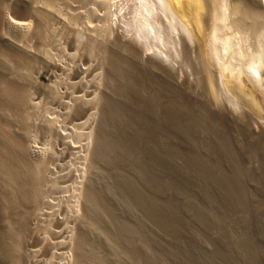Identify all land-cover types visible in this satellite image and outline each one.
<instances>
[{
  "label": "bare ground",
  "instance_id": "6f19581e",
  "mask_svg": "<svg viewBox=\"0 0 264 264\" xmlns=\"http://www.w3.org/2000/svg\"><path fill=\"white\" fill-rule=\"evenodd\" d=\"M6 2L8 1L0 0V106L3 107L1 114L3 119L0 120V172L5 173L6 177L8 176L9 123L12 120L9 121L10 112V114L14 113L16 125L20 126L25 132V135H23L25 136L24 142L21 140L22 135L20 136L21 139L16 136H12V138L15 143L19 144V149L22 151L20 153L23 156L21 158L22 165L27 175L24 190L27 197L26 202L31 205V210H28L27 222H32L31 226L37 237L44 234L51 225L60 229L62 232L57 238L64 241L60 247L63 251L68 252V255H66L68 263L87 264L86 249L88 248V240L84 228L88 226L87 222L92 223V219L88 217L91 215L87 213L91 210L93 196L87 180L90 178L89 175L78 178L73 170H68L59 175L61 177L59 181L53 179L51 168L56 162L57 155L50 147L55 141L60 142L64 148L59 157L61 161H70L74 166L78 164L79 159H82L90 171L94 170L104 160L105 146L109 143L110 138H113L111 135L116 132L115 128H111L112 121L119 118L114 115L116 109H114L113 104L115 102L113 101L116 96H113L112 92V94L109 93L108 89L112 83H116L117 86L119 81L122 86L129 83V76L126 78L125 74L123 75L124 70L121 69L127 66V62L125 58L121 57V54L136 59L142 71L154 74L153 78L155 74H158L163 79L162 81L160 78L163 83L162 85L160 82L163 86H160V88L162 87L167 91L165 93L170 94L167 101H164V103H167L166 108L163 107L169 113L166 116L168 119H163L166 124L170 125L166 129V134L161 123L162 118H166L165 116L162 115L161 122L159 116L157 117L160 123L151 118L146 119L156 122V124L153 122L152 124H155V131L160 133H154L155 138L161 142L163 141L160 144L162 146H164V138L166 139L170 159L177 160L180 158L186 164H188V161L191 164L194 163V172L205 174L204 177L214 174L230 175L229 173H241V175L245 174L244 176H246L249 173L264 172V51L259 52L253 62L250 60L251 62L244 63L245 65L242 63L241 66H237V64L235 66L231 62L230 56H228L233 31L241 30L242 32L244 29H250L253 32L257 31L259 35L264 33V10L262 11L264 0H139V12L142 21L140 25L143 31H136L131 42H129L130 40L113 41L112 39L113 46L106 47L103 38L107 37L109 33L102 29L103 27L92 30L89 26V32H85L76 42L75 50L78 54L81 52L84 57H90L94 53L100 55L104 67L102 70L105 73L103 78L97 76L98 69L96 67L89 66V68L83 70L82 66L78 65L77 53L70 58V65L63 66L58 62L57 57L60 52L56 50L51 40L53 33L49 29L54 21L52 17L56 15L54 16L51 13L53 14L51 16L49 9L52 10L51 7L54 5L56 9H61L56 7L58 5L63 7L62 10H59L64 11V14H61V16L63 15L61 18L63 21L61 20V22H63L65 28H62L63 31L61 30V32L64 36L74 39L78 26L81 25L80 19L82 15H85L81 11L77 12L75 16L71 15L70 11L73 10L74 12L75 10L73 8H80L75 7V3L78 1L46 0L45 3L51 6L46 9V13H44L45 10L41 12V8L38 10L37 7H32V9L28 8L30 10L27 13H24L25 11L23 14L21 13L22 16L18 13L19 18L18 15L17 18L9 16ZM76 10L78 11V9ZM52 12H55V10ZM157 12L158 14L162 13L168 23L167 26L171 29L177 30L179 25L181 26L180 30L183 28L182 35L175 37H177V43L179 42L184 50L188 51L187 53H192L195 58L198 55L197 62H195V65L193 64L194 69L196 68V72L200 76L198 77V74H196L197 79L193 78L195 74L192 77L193 73L196 72H192V75L179 74L164 56L165 52L162 53V49L158 52L153 47L151 48L152 44L147 43L150 39L153 41L152 34L159 35L160 29L156 28L157 24L166 26L165 21L159 23L156 20ZM89 13L91 14V12ZM26 18L37 19L36 28H32V21H26ZM58 18L60 17L58 16L56 19ZM177 31L179 34V29ZM120 37L118 38L120 39ZM35 39H37V42H35L37 45H34L36 47L33 48L31 41L33 42ZM260 48L262 47L260 46ZM245 51L247 50L245 49ZM193 53H197V55L195 54V56ZM229 54L231 55V53ZM194 57H192L193 60ZM125 73L127 74V72ZM151 91L153 90L151 89ZM146 92L148 91L145 90ZM114 93H116V90H114ZM148 93L150 94V92ZM226 93L233 94L238 101H229L228 104L223 99ZM36 100L42 101L39 103L33 102ZM161 100L164 104V99ZM159 102L158 106L161 104V101ZM158 106H156V109L160 108ZM76 118H83L85 122L75 127L74 141L71 142L72 132L71 137H68L62 134L61 131L66 127H73V121ZM123 118L121 117V119ZM36 124L44 131V135H46L45 144L49 148L47 153L40 157L35 156L31 141L32 131L38 128L37 126L34 129ZM85 129L88 130V133L83 131ZM233 129L238 133L242 130L243 133H246L245 135L241 134L243 137L246 136L243 138V143H239L243 139L237 138L238 143H235L232 139L234 136L236 138V135H234L236 133L233 134L234 136L232 135L234 131L231 132V130ZM144 130L148 131L145 128ZM149 131L154 136L150 127ZM122 135L125 134L120 136ZM241 135L240 137H242ZM237 136L239 137V135ZM155 141L152 142L155 143ZM114 142L116 141L114 140ZM157 142L160 143L158 140ZM113 143L110 147H114ZM4 144H7V147H4ZM186 145H188L187 148H185ZM107 152L109 153L108 150ZM210 152H216L215 155L217 153H229L231 157H235L234 155L237 154V157H241L239 155L243 154L247 157L252 154L258 160V164L262 162L260 164L263 169L261 166H253L254 164L245 167L243 166V164L247 165L245 163L242 166L239 164L240 167L234 165L235 168H229L226 165L228 167L226 169L223 165L217 166L214 164L212 159L213 164L208 166L211 156L206 160L204 155L207 156V153L213 156L214 154ZM231 152H234V155H230ZM240 152L242 153L240 154ZM80 154H83L84 157H80ZM222 154L219 155L220 158L224 157ZM104 156L106 157V155ZM233 159L239 160L238 158ZM204 161H206L207 166H204ZM219 161H216V163H220ZM189 166L191 165L189 164ZM72 176L75 179V188L71 196L66 198L67 208L64 207V210L70 213V218L63 220L60 218L62 210L60 208L54 210V207H50L49 203L45 202V197L52 190L63 191L67 194V189L61 187ZM1 179L4 180L3 177H0ZM8 179L7 177V183ZM57 184L59 187H57ZM5 189L4 195L0 192V250L4 254L7 264H9V259H13V252L11 249L9 256V187L5 186ZM5 196L7 197V203H4ZM261 206L263 205L261 204ZM24 223L26 224L25 220ZM21 245L24 247V242ZM42 250H51V246L44 243ZM26 257L24 256V258ZM14 258L19 264H22L21 252L16 250ZM30 264L33 263L30 262Z\"/></svg>",
  "mask_w": 264,
  "mask_h": 264
},
{
  "label": "rangeland",
  "instance_id": "374dc122",
  "mask_svg": "<svg viewBox=\"0 0 264 264\" xmlns=\"http://www.w3.org/2000/svg\"><path fill=\"white\" fill-rule=\"evenodd\" d=\"M7 1L6 5L8 7L9 16L14 18H17L18 13H20V16H22L24 11V13H27L32 7H37L38 10L41 8V12L45 10L44 13L47 12V8L51 7L45 3L46 0ZM75 1L79 3L76 2V6H74L80 8H73L75 10L74 12L73 10L70 11L71 15L75 16L79 11L85 15H82L80 19L81 25H77L78 30L74 39H70L69 36H64L61 32V30L63 31L65 28L63 22H61V18L63 17L61 14H64V11L62 12L59 10H62L63 7L58 5L59 7H56L61 9H56L54 5V9L53 7H51L52 10L49 9L51 16L54 14L56 18L58 16L60 17L58 19L52 17L54 21L49 29L53 33L51 40L56 50L60 52L57 57L59 59L58 62L63 66L67 64L70 65V58L77 53L75 50L76 42L85 32H89L88 26L92 30L103 27L102 29L109 33L107 37L103 38L106 47H110L114 40L118 41L123 39L127 41L130 40L129 42H131L133 34L136 31H143L140 25L142 21L139 12V0ZM76 9H78V11ZM54 10L55 12H52ZM263 10L264 8L262 11ZM89 12H91V14ZM26 19V21H32V28H36L37 19L34 18V22L31 18ZM156 20L159 23H162V21L166 22L162 13L158 14V12L156 13ZM165 22L164 24H166V26L157 24L156 28L160 29L159 35L155 34V36L152 34L151 37L153 41L150 39L147 43L152 44L151 48L153 47V49H156L158 52L162 49V53L165 52L164 56L179 74L192 75V72H196V68L194 69L195 66H193V64L195 65V62L198 60L197 53H193V55H197V58H195L192 56V53H187L188 51L184 50L179 42V44L177 43L178 40L175 36L179 37V35H182L183 28L180 30V25L179 27L177 26L178 28L176 27L180 32L178 34L177 30L171 29L167 26L168 23ZM173 23L177 25V23ZM251 31L250 29H244L242 32L241 30H235L233 31V33H235H232L233 39H231L228 56H230L229 58L235 66L236 64L237 66H241L242 63L245 65L248 62H253L256 60L255 57L257 58V54L264 51V33L261 34L259 32V35L257 31ZM118 37H120V39ZM35 40H33V42L31 41L33 48L36 47L34 45H37L35 43L37 39ZM159 40L161 41L159 42ZM260 46L262 48H260ZM245 49L247 51H245ZM229 53H231V55ZM191 56L194 57L195 61ZM121 57L125 58L127 62V66H125L128 68L125 67V69L123 67L124 69H121L124 70L123 75L125 74L126 78L129 76V83L122 86V83L119 81L120 84L117 82L118 86L116 83H112V85L109 86L110 88L107 87L109 88L108 92H112L113 94H111L116 96L114 97L115 100L113 102H115V104L113 105L117 112L115 111L114 115L116 118L119 117L118 119H113L111 124V128H115L116 130H113L116 132L112 131L114 132L111 135L113 138H110L109 143L105 146L106 154L104 155H106L107 158L103 155L104 160L102 159L103 161H101L94 170L90 171L89 167H86L82 159H79L78 164L74 166H72L73 163L70 161H61L59 157L64 148L60 142L53 139L55 142L53 141L54 143L50 147L54 151V154L57 155L56 162L51 168L53 179L59 181L61 179L59 175L68 170H73L78 178L85 175H89L90 177V180H87L90 184L93 204L89 211L90 213L88 212L87 214L91 215L88 217L92 219L91 221L94 223L92 224L90 222V224L87 222L88 226L84 228L86 229L88 240V248L86 249L87 264H264V172H258L256 174L249 173L248 175L246 174V176H244L245 174H242V176L241 173H235L236 175L233 173H229L230 175L223 173L224 176L222 174H214L204 177L205 174L202 175L198 172H194V163L191 164L188 161V164H186L180 158L178 159L182 162L178 159H170L166 139L164 138V146H162L160 144H162L163 141L161 142L159 139H156L154 134L156 132L158 134L160 133L159 131H155V124L158 122V119L160 118V122L163 119H168V117H166L169 115L167 112L168 110H164L167 103H164V101H167V97L170 96V94L165 93L167 91L162 89L163 83L160 80L161 76L155 74L153 78L154 74L142 71L136 59H132L131 56L126 57L125 54H121ZM77 58L78 65H81L83 70H86L89 66H93L98 69L96 73L97 76L100 78L104 77L105 73H103L102 70L104 67L102 66V60L98 53H94L90 57H84V55L79 52V54L77 53ZM125 72H127V74ZM177 72L176 74L179 75ZM196 74L198 73H193L192 77L194 76L193 78L197 79L200 76L198 74V77H196ZM151 84L153 85L150 86ZM160 86L162 87L160 88ZM149 87L153 91H151ZM113 89L116 90V93H114ZM145 90L150 92V94L148 92L145 93ZM224 96L223 99L228 104L229 101L235 102L236 100L233 94L226 93V96ZM158 98L160 99L158 100ZM161 99H164V104H162ZM41 101L42 100H36L33 102L39 103ZM159 101H161L162 104H159L160 106H158V103H160ZM237 101L238 99L236 102ZM156 106L160 108L156 109ZM161 107L164 108L162 109ZM2 108L1 105L0 120L3 119L1 118L3 117V115H1L3 112ZM156 110L158 111L156 112ZM158 112L160 113L158 114ZM158 116L159 118H157ZM14 117V113L10 114L9 112V121L10 119L12 120L9 123L8 183L5 173L0 172V177H3L5 180H0L1 194L4 195L6 191L5 186L9 187V256L11 249L13 252V259H9V264H19L16 258H14V252L16 250L21 252L22 264H30V262L33 264H70L66 257L68 252L63 251L60 247L64 241L63 239L57 238L62 232L60 229L51 225L44 234L37 237L31 226L32 222H27L28 210H31V205L26 202L27 197L24 190L25 177L27 175L22 165L23 161L21 158H23V156L20 154L22 151L19 149V144L15 143L12 138V136H16L18 139L23 137L21 139L23 141V139H25V136H23L25 132L20 126L16 125ZM121 117L125 118L121 119ZM161 117H163L162 120ZM146 118L154 119L156 122L154 120H152V122L155 124L153 125L152 122ZM117 120L119 121L118 123ZM165 120L161 123L165 130L163 131L166 134V129L169 124H166ZM164 121L165 123H163ZM84 122L85 119L76 118L73 121L74 126L66 127L61 133L71 137L72 132L73 137L70 140L72 142L74 141L75 127L82 125ZM146 122L147 124H145ZM148 123L151 125L149 126ZM37 126L39 128V125L36 124L34 129H36ZM149 127L152 129L154 136L151 134V131H149ZM144 128L148 131L144 130ZM37 129L32 131L31 141L35 156L40 157L47 153L49 148L45 144L46 135H44V131H42L41 128ZM83 131L88 133L86 129ZM231 132L232 135L236 133L234 134L236 138L234 135V137L232 136L233 138L231 137L235 143L239 141H237V138L243 139L246 137L242 136L246 134L245 132L243 133V130L238 133L233 129ZM121 134L125 135L120 136ZM161 134L163 135V133ZM21 135L22 137H20ZM237 135H239V137L241 135L242 137L239 138ZM152 137H154L156 141L154 138L151 139ZM21 140L19 141L22 142ZM114 140L116 142H114ZM153 140L155 143L152 142ZM157 140L160 143H158ZM243 141L244 139L239 141V143H243ZM117 142L120 145H117ZM112 143L114 147L111 146V148L110 145ZM4 147H7V144H4ZM187 147L188 145L185 146V148ZM215 153L216 152H213L211 154L215 155ZM241 153L242 152H240V154ZM221 154L222 153H217L214 157V155L212 156L206 153L207 156L204 155V159L207 160L211 156L208 166L214 163L217 166L223 165L226 169H228V167L235 168L237 165L240 167L243 163L247 164H243L245 167L254 164L253 166L257 165L262 168L260 164L262 162L258 164V160L252 154L248 155L249 157H246L244 154L239 155L242 157L241 158L237 157L238 154L234 155V152H231L230 155L233 154L235 157L229 156V153H223V159L219 156ZM79 156L84 157L83 154ZM233 158H238L239 160ZM215 160L220 163H216ZM221 160L224 161L222 162ZM205 162L206 161H204V166H207ZM189 164L191 166H189ZM226 165L228 167H226ZM234 165L235 167H233ZM220 175L222 176L220 177ZM57 187H59L58 184ZM61 188L67 189V194L63 191L52 190V192L45 197V202L49 203L50 207H54V210L60 208L62 210L60 218L68 220L70 218V213L64 210V207L67 208L66 198L71 196L75 188L74 177L72 176L69 178ZM259 199L260 201H258ZM4 203H7L6 196ZM261 204L263 206H261ZM31 229L33 230L31 231ZM22 242H24V247L21 245ZM44 243L51 246V250L43 251L42 246ZM24 256L27 257L24 258ZM0 264H7L1 250Z\"/></svg>",
  "mask_w": 264,
  "mask_h": 264
}]
</instances>
